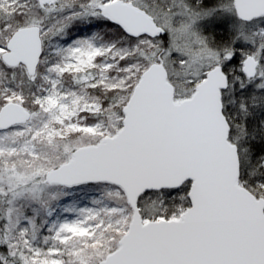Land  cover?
Masks as SVG:
<instances>
[{
    "label": "snow or ice",
    "instance_id": "snow-or-ice-1",
    "mask_svg": "<svg viewBox=\"0 0 264 264\" xmlns=\"http://www.w3.org/2000/svg\"><path fill=\"white\" fill-rule=\"evenodd\" d=\"M0 264H264V0H0Z\"/></svg>",
    "mask_w": 264,
    "mask_h": 264
}]
</instances>
